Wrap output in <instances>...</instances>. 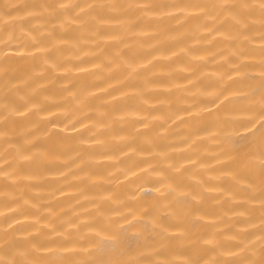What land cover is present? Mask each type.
I'll use <instances>...</instances> for the list:
<instances>
[{"label":"clouds","instance_id":"1","mask_svg":"<svg viewBox=\"0 0 264 264\" xmlns=\"http://www.w3.org/2000/svg\"><path fill=\"white\" fill-rule=\"evenodd\" d=\"M0 264H264V0H0Z\"/></svg>","mask_w":264,"mask_h":264}]
</instances>
